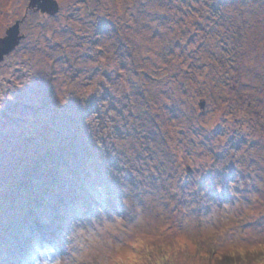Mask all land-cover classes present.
Listing matches in <instances>:
<instances>
[{
	"label": "rangeland",
	"instance_id": "1",
	"mask_svg": "<svg viewBox=\"0 0 264 264\" xmlns=\"http://www.w3.org/2000/svg\"><path fill=\"white\" fill-rule=\"evenodd\" d=\"M144 1L58 0L60 10L50 14L34 11L30 0H0V37L17 21L24 34L0 60V83L12 81L22 92L11 112L24 118L19 121L23 135L17 138L31 133L32 153L40 145L39 157L51 152L48 166L28 176L31 188L11 186L10 199L2 197L0 187L6 239L23 240L22 234L27 241L16 257L0 236V264H13L12 259L27 264L38 240L63 250L71 222L99 217L100 208L109 215L127 214L126 199L146 207L156 202L173 209L191 205L197 211L210 202L227 201L248 209L253 224L264 215V106H248V88L232 90L220 79L226 66L215 65L217 55L231 41H217L207 17L199 25L191 23L193 8L209 11V17L214 15L211 5ZM217 2L225 15H233V6L234 19L244 17L248 34L242 38L248 44L241 75L243 82L249 81L253 67L264 72V0ZM122 13L131 24L112 27L108 17L117 21ZM147 70L155 80L146 76ZM258 77L263 80L264 74ZM24 92L34 95L35 103L42 97L45 108H28ZM4 106L14 107L8 101ZM10 122L7 129L14 117ZM209 122L211 127H205ZM4 144L1 159L6 158ZM35 172L63 177L56 181L50 173ZM77 183L83 185L80 192H75ZM36 220L52 225L55 236L45 235L48 227L34 231Z\"/></svg>",
	"mask_w": 264,
	"mask_h": 264
},
{
	"label": "clouds",
	"instance_id": "2",
	"mask_svg": "<svg viewBox=\"0 0 264 264\" xmlns=\"http://www.w3.org/2000/svg\"><path fill=\"white\" fill-rule=\"evenodd\" d=\"M122 202L127 214L100 208L71 222L63 250L36 241L27 264H264V215L249 223L253 214L227 201L202 211Z\"/></svg>",
	"mask_w": 264,
	"mask_h": 264
},
{
	"label": "trees",
	"instance_id": "3",
	"mask_svg": "<svg viewBox=\"0 0 264 264\" xmlns=\"http://www.w3.org/2000/svg\"><path fill=\"white\" fill-rule=\"evenodd\" d=\"M144 1V0H143ZM200 1H204L205 3H209L210 6V10L213 12L214 15H211L208 17L209 11L205 12V10L202 11H198L195 10L194 8L192 9V15L195 17L194 21L191 22L192 24H196L199 25L201 22L200 20L205 19L210 21L209 24V30L212 31V36H214L213 34H215L216 40L218 41L220 38L225 37L226 40L231 41V44H226L225 47L222 50V53L218 56V60H216L215 65L217 64L218 67H220L222 69V65H224L225 67V71H221L219 73V77L223 82H226L229 87L232 90H240L242 88L244 89H249L251 92L247 94V105L250 107H258V106H264V79L261 80L258 77V74H264L262 69H257L254 68L252 69V71L254 73L253 77L251 79H249V81H245L243 82L242 79V70L244 69V65L243 60L245 59H241L244 57L243 54H245L244 52L247 50L246 45L248 44L247 40H244L243 38H245V35L248 34V30L246 29V27H244V25H242L241 21L243 20V18L240 20L238 19L237 15L236 18L234 19L233 15H234V8L231 6L232 13H228L225 15L224 11H222V4H219V2H217V0H200ZM227 1V0H226ZM145 2V1H144ZM217 2V3H216ZM223 2H225V0H223ZM146 3V2H145ZM139 5H145L144 3L139 2ZM198 9V8H197ZM204 9V8H203ZM238 11L242 12L241 14H243L244 9L242 7L238 8ZM223 12V13H222ZM238 13V12H237ZM123 14V18L118 19L117 21H115L113 18L108 17L109 23L111 24L112 27H114L115 25L120 24V26H126L128 27V24H131V19L128 18L127 13H122ZM198 15L199 17L195 16ZM207 14V15H205ZM136 14H133V16H135ZM217 15V16H216ZM240 16V15H239ZM129 17L132 18V12H129ZM165 18H167L166 20L168 21V17L166 16ZM240 18V17H239ZM137 19V18H135ZM155 20V18L153 17V21ZM158 20V19H157ZM204 21V20H203ZM208 21V22H209ZM213 26V27H212ZM113 32V31H112ZM215 32V33H214ZM259 36V35H258ZM243 37V38H242ZM215 40V42H216ZM225 39H222L221 42H224ZM260 37H258L257 42H259ZM225 43V42H224ZM254 44V42H253ZM257 46V45H256ZM234 53L237 54V57L235 58L233 55ZM145 56V55H143ZM233 56V58H232ZM240 57V58H239ZM236 62H238L239 64L236 65ZM167 70V69H166ZM234 70L238 72V74L234 73ZM146 76L150 77L152 80H155V76H152V73L149 72L148 70L146 71ZM165 76H167L165 74ZM163 78H165L164 76H162ZM161 76L157 77V79L160 81H163V78ZM11 84L7 83V82H2L0 83V110H1V114H0V136H4V138L0 139V145L4 144V141H9L7 144L5 145V149L2 150V152H5L4 155L6 156V158H0V187L3 189L2 197H8L11 199V197H13V195L11 193H9L8 189L12 186H16L19 189L20 188H31L29 186V184H27V178L29 175H33L34 171L37 169H41L43 168L45 165L48 166L49 164V150H51L50 148H47V151L49 152L47 154V158L46 156L43 157H39V154L41 151H43V149L41 148V145L39 147V149H37V153L35 151V153L30 151L31 146L33 145L34 141H32L34 139V137L32 136L31 133H26L25 136H23V139L19 140L17 138L18 135L21 134V136L23 135V129L24 127L21 125L20 122H24V118L21 115L18 114H13L11 112L14 111L15 107H17L18 105H16V101L14 100V98H19V95L22 94L21 89L20 90H16V86L15 83H13L12 81H9ZM238 83H240V85H238ZM42 86L44 85L41 84ZM4 87L5 89L1 90V88ZM22 88V87H21ZM40 90V89H39ZM38 90V92H39ZM51 94V92H49ZM25 94V92L23 93ZM25 98H24V102L28 105H30L31 107L28 108H32L33 106H36L37 108L40 109H44L45 108V103L43 102V98L39 97V100H37V103L34 102V95H31L30 93L25 94ZM241 97H244V95L242 93H240ZM241 97H238V99H241ZM42 99V100H41ZM202 100V99H201ZM8 101L11 102L12 105L14 107H5L4 106V102ZM26 106V105H25ZM201 106V105H200ZM27 107V106H26ZM202 109V108H201ZM203 110V109H202ZM13 115V116H12ZM4 117H8V118H13L15 119V123L12 124L10 126L9 129H7L8 125L11 123V119L9 121H6ZM20 121V122H19ZM152 122V121H151ZM155 122V121H154ZM33 137V138H32ZM83 148L87 151L88 150V146L86 143H83ZM82 148V149H83ZM43 165V166H42ZM54 168H50V170H52ZM57 170V169H55ZM31 172V173H30ZM33 173V174H32ZM37 175H41L42 173L44 174H51L53 177H55V180H59V178L63 177V174H59L58 172H35ZM82 173V172H80ZM147 173V172H144ZM43 174V175H44ZM13 178V179H12ZM32 178V177H31ZM25 185V186H23ZM56 185H59V182H56ZM139 184H137L136 186H138ZM144 187V184H142ZM82 186L80 183H77V185H74L75 192H80L82 191ZM72 187V186H71ZM82 189V190H79ZM73 189V188H72ZM48 190V189H47ZM72 192V190H70ZM69 194V192H67V195ZM143 197L140 196V199H142ZM57 211V210H56ZM60 214V211L58 209V212H56V215ZM1 227H0V236L2 238H4V243H5V239L7 237V231L9 229L7 223H2L0 222ZM43 227H48L47 228V233L45 234L46 236L49 235H53L55 236L56 230L55 228H53L52 225L50 226H41L40 221L36 220L34 222V231H38L39 233H41V229ZM20 239H16L15 237H11L6 239L5 244H9V250L11 249V252L14 253L16 255V257L19 254H23V250L25 249V247L27 246V241L24 240L23 236H21L22 234H19ZM10 236H12L10 234ZM10 241V242H8ZM4 246V244H3ZM3 250V248H2ZM12 259V263H16L15 261Z\"/></svg>",
	"mask_w": 264,
	"mask_h": 264
},
{
	"label": "water",
	"instance_id": "4",
	"mask_svg": "<svg viewBox=\"0 0 264 264\" xmlns=\"http://www.w3.org/2000/svg\"><path fill=\"white\" fill-rule=\"evenodd\" d=\"M30 7H32L34 11L40 10L41 12L50 14H56L60 10L58 0H30ZM23 37L24 34L21 33L20 22L17 21L6 30L5 36L0 37V60L4 58L5 54H8L16 48ZM205 103L204 99L200 101L202 109L205 108ZM188 169L191 170V167L189 166Z\"/></svg>",
	"mask_w": 264,
	"mask_h": 264
}]
</instances>
